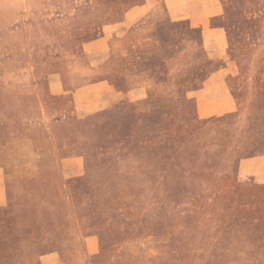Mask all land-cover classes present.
<instances>
[{
	"label": "rangeland",
	"instance_id": "obj_1",
	"mask_svg": "<svg viewBox=\"0 0 264 264\" xmlns=\"http://www.w3.org/2000/svg\"><path fill=\"white\" fill-rule=\"evenodd\" d=\"M14 69L22 83L0 94V148L38 139L42 161L34 178L10 173L0 189V264H59L58 252L84 251L89 236L92 264H216L213 239L256 250L264 0H0V74ZM211 76L215 91L204 90ZM97 81L148 87L134 101L76 108V87ZM220 92L225 111L197 109L196 96ZM68 154L80 159L77 177L59 165ZM14 229L37 245L2 244ZM243 260L264 264V254Z\"/></svg>",
	"mask_w": 264,
	"mask_h": 264
},
{
	"label": "crops",
	"instance_id": "obj_2",
	"mask_svg": "<svg viewBox=\"0 0 264 264\" xmlns=\"http://www.w3.org/2000/svg\"><path fill=\"white\" fill-rule=\"evenodd\" d=\"M203 50L206 49V46H201ZM207 50V49H206ZM205 50V51H206ZM208 51V50H207ZM207 55V53L205 52ZM22 70H13L12 78H3V76L0 79V94H5L9 92L6 90L7 87H12V85L15 83L17 86L21 85V83L17 84V78L16 74L21 73ZM145 76V74L142 73H135L133 77H142ZM14 78V79H13ZM8 84H11V86H7ZM217 84V81L214 76H211L210 78H207L204 82V86L206 88L204 90H207V87L214 90L215 85ZM146 84H136L133 85H127L124 89H118L114 87L112 84L108 83L107 81H97L93 84L91 83H84L76 87V91L74 92L75 97V107L78 109H86L88 111L92 110H99L107 108L108 106H111L115 102L121 100V99H128L129 101H134L135 99H140L145 95V92L147 90ZM18 91L9 92L11 94H16ZM223 92V90H222ZM77 93H81V103L80 99L77 98ZM221 93V92H220ZM216 94V93H215ZM197 98V109L199 111H207L209 113L210 110H215L216 107L222 109L225 111V108L231 105V99L226 95V93H221V95H215L213 98V102L208 100V97H198ZM221 98V99H220ZM219 105H214V104ZM213 104V105H212ZM217 108V109H218ZM221 110V111H222ZM38 139L33 138H24V139H17L13 138L8 141H6L4 144L1 145L0 148V181L3 182V184H0V189L4 188V182L6 180V176H10V173L14 175L15 173L20 174H26L25 177L34 178L36 175L39 174V166L40 162L42 161L40 159V153L35 151V145L37 143ZM15 145V147L13 146ZM18 145H24L23 149H18ZM25 147V148H24ZM261 159H264V157L256 158L253 160L254 164H258ZM79 157L71 156L68 154L64 158L60 159L59 165L62 167V171H66L67 173L72 174V177H77L78 174L83 173V168L81 164H79ZM71 176V175H70ZM0 194L3 196V190H0ZM0 195V196H1ZM5 201V197H0V205H3V202ZM96 239L92 236H89L87 238H84V251L83 248L81 249H71L67 251V258H61L60 253L58 252L56 257L58 259L59 264H92L90 261H88L86 252L95 253L97 244H95ZM94 243V244H93ZM90 246V250L89 247ZM88 247V250H87ZM53 259V258H52Z\"/></svg>",
	"mask_w": 264,
	"mask_h": 264
},
{
	"label": "trees",
	"instance_id": "obj_3",
	"mask_svg": "<svg viewBox=\"0 0 264 264\" xmlns=\"http://www.w3.org/2000/svg\"><path fill=\"white\" fill-rule=\"evenodd\" d=\"M6 215H8V217H6L7 219H13V220H17L18 215L13 213V211H9V213H7ZM256 224H259V221H261L260 217H256ZM2 223L1 219H0V224ZM6 227L4 229H1L2 231L5 230ZM19 230V229H18ZM17 229H14L12 232L9 233H5L6 236L2 237L1 239V243L2 244H8V242H12V245H15L16 242H23L24 244H28L29 241H31L32 244H36L37 242H34L32 239L34 237L30 235V232H22V231H18ZM222 233H230L236 240H242L243 238V234H242V230L239 229H231V228H227V230H225L223 228V230H221ZM225 231V232H224ZM255 230L252 232V234H249L252 240V244H254V249L256 250H252L249 254L246 251H243L241 248L239 249H232L231 247L226 248L225 244H221V241H217L215 239L214 240V244L216 247H219V252L216 253V258L215 261L216 264H218L219 262L223 263V264H244V260L246 259V257H251L254 254H256L257 252H259V250L262 252V254H264V233H262L261 235L258 234H254ZM245 233V232H244Z\"/></svg>",
	"mask_w": 264,
	"mask_h": 264
}]
</instances>
